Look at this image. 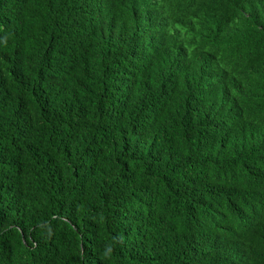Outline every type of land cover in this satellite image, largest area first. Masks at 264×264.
I'll return each mask as SVG.
<instances>
[{"label": "trees", "instance_id": "16d2710c", "mask_svg": "<svg viewBox=\"0 0 264 264\" xmlns=\"http://www.w3.org/2000/svg\"><path fill=\"white\" fill-rule=\"evenodd\" d=\"M0 264H264V0H0Z\"/></svg>", "mask_w": 264, "mask_h": 264}]
</instances>
